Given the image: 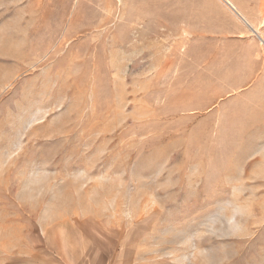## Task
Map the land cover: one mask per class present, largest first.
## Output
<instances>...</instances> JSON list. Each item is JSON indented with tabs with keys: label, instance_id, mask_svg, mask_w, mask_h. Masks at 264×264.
Listing matches in <instances>:
<instances>
[{
	"label": "rangeland",
	"instance_id": "374dc122",
	"mask_svg": "<svg viewBox=\"0 0 264 264\" xmlns=\"http://www.w3.org/2000/svg\"><path fill=\"white\" fill-rule=\"evenodd\" d=\"M0 264H264V45L222 0H0Z\"/></svg>",
	"mask_w": 264,
	"mask_h": 264
},
{
	"label": "bare ground",
	"instance_id": "6f19581e",
	"mask_svg": "<svg viewBox=\"0 0 264 264\" xmlns=\"http://www.w3.org/2000/svg\"><path fill=\"white\" fill-rule=\"evenodd\" d=\"M222 1L236 16H238L249 27L250 24H249L248 20L246 19V17L242 14V12L238 9V7L231 0H222ZM252 28L254 29V31L251 28H250V30H252L254 33H256V35L260 39V42L264 45V37L261 35L260 31L254 27H252Z\"/></svg>",
	"mask_w": 264,
	"mask_h": 264
},
{
	"label": "water",
	"instance_id": "95a60500",
	"mask_svg": "<svg viewBox=\"0 0 264 264\" xmlns=\"http://www.w3.org/2000/svg\"><path fill=\"white\" fill-rule=\"evenodd\" d=\"M249 27L254 31V29L252 28V26L251 25H249Z\"/></svg>",
	"mask_w": 264,
	"mask_h": 264
}]
</instances>
